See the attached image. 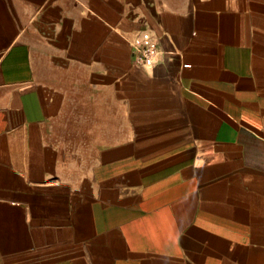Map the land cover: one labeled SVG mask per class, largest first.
<instances>
[{
    "label": "crops",
    "instance_id": "0c3cea01",
    "mask_svg": "<svg viewBox=\"0 0 264 264\" xmlns=\"http://www.w3.org/2000/svg\"><path fill=\"white\" fill-rule=\"evenodd\" d=\"M0 264H264V0H0Z\"/></svg>",
    "mask_w": 264,
    "mask_h": 264
},
{
    "label": "built area",
    "instance_id": "2783aa9c",
    "mask_svg": "<svg viewBox=\"0 0 264 264\" xmlns=\"http://www.w3.org/2000/svg\"><path fill=\"white\" fill-rule=\"evenodd\" d=\"M157 51V45L155 43L148 44V49L145 48L142 52L140 57L138 58L139 62L145 61L148 59L149 53H154Z\"/></svg>",
    "mask_w": 264,
    "mask_h": 264
}]
</instances>
